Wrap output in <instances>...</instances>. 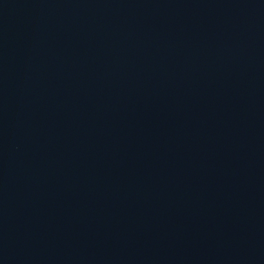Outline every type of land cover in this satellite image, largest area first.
<instances>
[{
	"label": "water",
	"instance_id": "1",
	"mask_svg": "<svg viewBox=\"0 0 264 264\" xmlns=\"http://www.w3.org/2000/svg\"><path fill=\"white\" fill-rule=\"evenodd\" d=\"M0 239L264 264V0H0Z\"/></svg>",
	"mask_w": 264,
	"mask_h": 264
}]
</instances>
